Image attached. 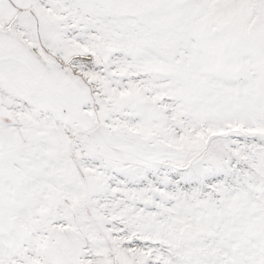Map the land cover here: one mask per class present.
I'll return each instance as SVG.
<instances>
[{
    "label": "snow or ice",
    "instance_id": "obj_1",
    "mask_svg": "<svg viewBox=\"0 0 264 264\" xmlns=\"http://www.w3.org/2000/svg\"><path fill=\"white\" fill-rule=\"evenodd\" d=\"M0 264H264V0H0Z\"/></svg>",
    "mask_w": 264,
    "mask_h": 264
}]
</instances>
